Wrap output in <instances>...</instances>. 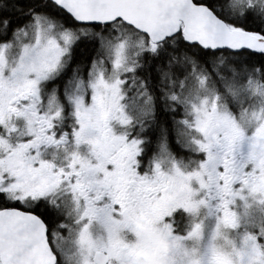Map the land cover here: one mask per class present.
<instances>
[{
  "label": "snow or ice",
  "instance_id": "snow-or-ice-1",
  "mask_svg": "<svg viewBox=\"0 0 264 264\" xmlns=\"http://www.w3.org/2000/svg\"><path fill=\"white\" fill-rule=\"evenodd\" d=\"M0 264H264V0H0Z\"/></svg>",
  "mask_w": 264,
  "mask_h": 264
}]
</instances>
